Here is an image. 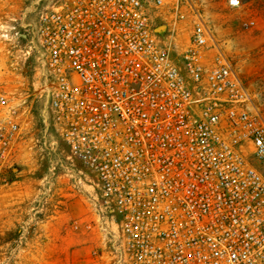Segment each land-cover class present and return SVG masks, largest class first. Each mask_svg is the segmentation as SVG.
<instances>
[{
  "label": "built area",
  "instance_id": "built-area-1",
  "mask_svg": "<svg viewBox=\"0 0 264 264\" xmlns=\"http://www.w3.org/2000/svg\"><path fill=\"white\" fill-rule=\"evenodd\" d=\"M29 1L39 142L94 177L113 263L264 264V119L206 22L178 50L170 0ZM23 137L0 86V183Z\"/></svg>",
  "mask_w": 264,
  "mask_h": 264
},
{
  "label": "rangeland",
  "instance_id": "rangeland-1",
  "mask_svg": "<svg viewBox=\"0 0 264 264\" xmlns=\"http://www.w3.org/2000/svg\"><path fill=\"white\" fill-rule=\"evenodd\" d=\"M175 1L154 16L158 38L168 41L176 29L172 37L180 50L203 19L264 119V0H239L238 8L228 0H178L177 9ZM29 2L0 0V86L24 129L15 171L0 183V264H114L91 207L94 177L65 151L51 158L39 142L42 102L29 56L30 28L19 26L31 21Z\"/></svg>",
  "mask_w": 264,
  "mask_h": 264
}]
</instances>
